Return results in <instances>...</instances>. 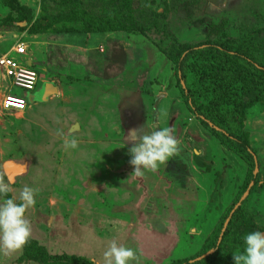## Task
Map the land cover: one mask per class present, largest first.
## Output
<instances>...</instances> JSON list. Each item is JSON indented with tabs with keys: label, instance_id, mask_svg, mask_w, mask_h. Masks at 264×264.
Masks as SVG:
<instances>
[{
	"label": "rangeland",
	"instance_id": "obj_1",
	"mask_svg": "<svg viewBox=\"0 0 264 264\" xmlns=\"http://www.w3.org/2000/svg\"><path fill=\"white\" fill-rule=\"evenodd\" d=\"M6 2L0 6V56L17 43H24L26 59L39 77L59 82L66 68L85 64L87 56L92 63L100 54L118 53L119 64L109 70L111 76L108 72L105 75L111 77L115 97L122 99L127 114L123 119L131 118V124L138 122L147 132L174 128L181 151L158 171H145L142 177H136L129 162L131 145L125 136L127 146H122L126 149L120 157L123 163L117 166L112 159L118 161L119 157L107 156L114 150L109 145L107 154L101 147L91 154L87 152L90 147L76 138L78 147L66 150L68 136L61 130L63 120L58 119L61 110H52V105L51 109L37 107L48 116H56L54 122L50 116L43 119L45 126L41 122L33 125L31 136L27 130L31 126L25 122L29 112L22 118L21 112L2 110L0 78V180L9 183V198L17 202L24 187L38 193L36 205L25 214L32 228L30 243L16 253L0 252V264H105L103 254L113 241L137 250L141 264H173L195 257L207 237L228 217L227 206L245 180L247 167L188 111L177 88L174 66L167 58H176L186 47L248 38L249 45L254 43L249 52L264 68V0ZM29 16L33 21L47 19L52 26L40 35L7 27L12 18ZM125 21L131 26L126 24L129 28L121 30ZM71 33H83L84 42ZM79 50L84 51L86 59ZM221 64L218 56L201 51L186 64L191 98L215 120L230 116L229 111L236 112L242 91L241 84ZM90 66L85 65L87 70ZM41 85L39 80L33 92L13 89L12 93L27 100L35 94L39 99ZM145 118L148 124L142 125ZM12 119L27 124L25 131L13 132V146L7 145L8 136L3 135ZM241 127V136L257 151L258 161L256 183L243 200L242 223L251 218L250 227L239 225V220L227 226L219 239L223 248L213 264H234L233 254L242 252L243 237L254 231L264 232V97L244 112ZM201 151L206 153L203 162L210 171L197 164ZM218 171L223 184L220 190L213 189ZM59 256L64 258L46 259Z\"/></svg>",
	"mask_w": 264,
	"mask_h": 264
},
{
	"label": "trees",
	"instance_id": "obj_2",
	"mask_svg": "<svg viewBox=\"0 0 264 264\" xmlns=\"http://www.w3.org/2000/svg\"><path fill=\"white\" fill-rule=\"evenodd\" d=\"M2 3L3 4L0 6L7 5L6 0H3ZM126 21L124 22L123 26H121V24H118L116 27L119 28L121 26V30L122 28L123 30L128 29V26H131V24L128 25ZM21 23H25L26 25L23 26V24ZM126 24L128 26H126ZM51 26L52 25L49 20L38 18L33 21L31 16L22 18V20L19 18H12L11 21L7 22V27L16 28L19 31H22L23 29H29L30 34L39 35L45 33ZM71 34L78 35L81 41L84 42L85 37L83 36V33ZM69 36L71 35L69 34ZM253 44L254 43L249 45L248 38L237 41L235 43L208 42L197 47H186L184 48V50L178 53L176 58H167L174 66V75L177 79V88L179 90L181 98L186 104L188 111L196 117L201 126L208 130L222 146H224L228 151L231 152L235 159L242 161L247 167L245 180L239 187L236 193V197L234 198L231 205L227 206V208H229H226L228 211V217L226 218V220L229 219L227 224L228 228L237 220H239V225L244 226L245 228L250 227L248 225L251 222V218H249V220L245 223H242V214L244 211L243 206L245 205V202L243 201L241 203L242 205L240 204V206L236 210H234V207L238 204L244 193L247 191L249 185L251 183H256L257 180V173H254L256 168L258 170L257 151L250 147L249 141H247L248 139L244 135L241 136V126L243 124L244 112L250 105L264 97V68L256 62L254 53L249 52V49L253 50ZM197 51L218 56L222 61L221 66L223 67V70L227 71L229 75L234 79V81L241 84L242 91L241 96H239L238 98L239 100L236 102V112L229 111L231 115H227L226 118H223L221 120H215L212 115H209L208 113L203 111V109H201L203 106L191 98V90L186 85V64L188 62V59L192 55L196 54ZM111 57L113 56H108V58ZM165 57L167 56L165 55ZM117 60H120V58H117ZM197 164L204 167L206 171L211 170V167H208V165L204 164L198 159ZM220 174L221 173L219 171L215 173V177L213 179V189L219 188L220 190V185H223L221 177L220 180H218ZM216 180L218 181L216 182ZM252 189L253 188L250 187L249 191L251 192ZM233 210L234 212L231 214ZM226 220L222 221V224L214 229L213 232L207 237L202 247L200 248L199 253L195 257L186 258L173 264H213L219 250L223 248V244L220 243L219 239L221 238V232ZM223 235L224 233L222 234V236ZM63 258L64 257L59 256L48 257L46 259L58 261Z\"/></svg>",
	"mask_w": 264,
	"mask_h": 264
},
{
	"label": "crops",
	"instance_id": "obj_3",
	"mask_svg": "<svg viewBox=\"0 0 264 264\" xmlns=\"http://www.w3.org/2000/svg\"><path fill=\"white\" fill-rule=\"evenodd\" d=\"M78 52L82 51L79 50ZM83 54L84 51L80 53V56L86 59V55ZM117 54H115L116 56H113L111 58H108L106 54L103 56H101L100 54V57L97 56L96 58H93L92 63H90L91 57L87 56L85 64H78L76 66L72 65L75 67L66 68L64 70V72H66L65 77L59 78V82H52L48 80L44 81L43 78L40 77L41 79L39 80L42 85L41 87H38V89L39 99L42 98V102L41 100L36 99L35 94H30L29 96L32 99L29 98L28 100L24 98L23 95H16L24 99L27 103L26 109L24 112H21V115L22 118H25L26 112H29L30 119H25V122L27 124H30L31 126L27 127V130L29 129L28 133H31V136H34L31 132L32 129L35 128V126L33 125L37 126V122H41L42 125L45 126L46 122L43 123V119H45L46 117L50 116L54 122L56 114L48 116L46 114L47 112L43 113L40 108H37L41 107L43 109H51L52 105L55 108L52 110H61V114L59 115L58 119L61 118V120H63L61 130L63 132H66L68 140L77 138L78 141L83 144V146H85L86 148L90 147V151L87 152L91 154H94V152H98L96 147H98V150L101 147V149L107 154L106 145L112 146L114 150H111V154L107 156L119 157L118 161L112 157V162L116 166L119 162L123 163L120 157L124 155L122 153L127 146V144H125L126 142L124 141V136L127 137L128 133L131 130L139 129L140 127L138 126V122L136 124H131V118L123 119L125 109L122 107V99L115 97L116 90H114L111 85L110 73L112 72H109V70L117 67V65L119 64V60H117ZM88 63L91 66L87 70L85 65H87ZM107 72L110 74V76L105 75ZM0 78H2L1 75ZM2 80L3 82L1 81V86L3 85V98L8 94L14 95L12 93L13 88L9 86V82L3 78ZM4 84H7L9 87ZM50 86H53L52 90L50 88L51 92H53L55 88L54 94H48ZM130 101H132V99H130ZM13 112L15 113V111ZM97 118H100L101 121H98ZM33 122L34 124H32ZM26 123L17 122L14 121V119H12V121L9 120V124L4 127L3 131L4 137L8 136L9 139V143L7 145L10 144L11 146H13L14 139L16 137L13 132L25 131L26 128L24 126L27 125ZM147 124V118H145L142 125ZM56 125L57 124H54L53 126ZM76 126L78 127V129H75ZM144 129L146 131V128ZM40 130H43V128L41 127ZM204 156H206V153L201 151V157L199 158L201 162L205 161L203 159ZM125 157L128 158V156ZM203 163L208 165L206 162ZM116 166H114V168ZM106 169L107 168L105 167V170ZM6 170L8 171V167L6 168ZM117 172L118 169L115 173Z\"/></svg>",
	"mask_w": 264,
	"mask_h": 264
},
{
	"label": "clouds",
	"instance_id": "obj_4",
	"mask_svg": "<svg viewBox=\"0 0 264 264\" xmlns=\"http://www.w3.org/2000/svg\"><path fill=\"white\" fill-rule=\"evenodd\" d=\"M175 129L163 127L146 132L144 127L131 130L126 140L131 145L130 164L136 177L145 171L156 172L173 157L180 154L181 148L174 135ZM78 147L75 139L64 144L66 150ZM10 185L0 180V252L5 255L21 251L30 243L32 228L25 214L36 205L37 191L24 187L19 201L9 198ZM242 252L233 254L234 264H264V232L254 231L243 237ZM214 249V248H212ZM105 264H141L142 257L137 250L118 245L113 241L103 254Z\"/></svg>",
	"mask_w": 264,
	"mask_h": 264
},
{
	"label": "built area",
	"instance_id": "obj_5",
	"mask_svg": "<svg viewBox=\"0 0 264 264\" xmlns=\"http://www.w3.org/2000/svg\"><path fill=\"white\" fill-rule=\"evenodd\" d=\"M27 57L25 44L17 43L11 51L0 56V75L9 82L11 88L30 93L35 91L40 77L31 66L27 65L30 62ZM26 106L24 99L11 94L6 95L1 102V108L6 112H24Z\"/></svg>",
	"mask_w": 264,
	"mask_h": 264
},
{
	"label": "water",
	"instance_id": "obj_6",
	"mask_svg": "<svg viewBox=\"0 0 264 264\" xmlns=\"http://www.w3.org/2000/svg\"><path fill=\"white\" fill-rule=\"evenodd\" d=\"M27 65H28V66H31V63L28 62ZM52 87H53V86H50V87H49L48 94H54V93H55V88H54L53 92H51ZM50 88H51V90H50ZM47 96H48V95H47ZM41 100H42V98H41ZM75 129H78V127L76 126ZM5 171H7L6 168H5ZM254 173L256 174V169H255V172H254ZM251 186H252V183L249 185L247 191L244 193V195H243L242 198L240 199V202H238V204L234 207V210H236V209L240 206V204L243 202V200L247 197V195H248V193H249V189H250ZM234 210L231 212V214L234 212ZM231 214H230V215H231ZM228 221H229V219H227L226 222L224 223V226H223V229H222V232H221V236H222V234L224 233V230L226 229V226H227V224H228ZM203 257H205V256H203ZM203 257H202V258H203ZM197 260H200V259H197Z\"/></svg>",
	"mask_w": 264,
	"mask_h": 264
}]
</instances>
